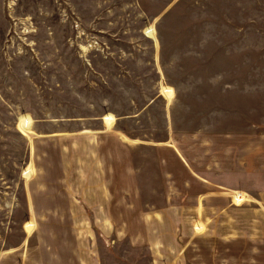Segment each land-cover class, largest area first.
Here are the masks:
<instances>
[{
	"label": "rangeland",
	"instance_id": "rangeland-1",
	"mask_svg": "<svg viewBox=\"0 0 264 264\" xmlns=\"http://www.w3.org/2000/svg\"><path fill=\"white\" fill-rule=\"evenodd\" d=\"M257 126L264 0H0V264L31 263L47 246L63 256L76 236L98 264H152L138 238L129 243L140 230L123 205L160 207L169 185L187 216L201 140ZM99 129L131 144L134 170L127 181L125 153L107 141L110 196L100 206L99 182L88 185L98 174L91 142L107 138ZM61 191L93 199L99 209L82 217L109 220L107 229L65 230L54 212L67 201ZM106 230L107 245L97 234ZM191 254L202 263V249Z\"/></svg>",
	"mask_w": 264,
	"mask_h": 264
},
{
	"label": "crops",
	"instance_id": "crops-1",
	"mask_svg": "<svg viewBox=\"0 0 264 264\" xmlns=\"http://www.w3.org/2000/svg\"><path fill=\"white\" fill-rule=\"evenodd\" d=\"M249 128L234 132L229 139L216 140L208 135L201 140V176L193 177L199 187L187 195V198L193 199L192 202H187L188 208L184 210L188 212L187 216L181 217L183 207L172 201L180 197L179 193L169 185H166L164 204L160 207L140 203L135 205L134 200L123 205L122 212L128 215L126 221L132 218L138 225L137 230H140L130 236L129 243H134L138 238V245H144L151 253L152 264H180L183 256L189 264H264V128ZM96 132L106 133L107 138L103 139L100 135L91 142L96 146L94 162L98 166V174L88 185L99 182L97 192L100 193V206L102 203L107 205L110 196L107 171L104 169L106 161L102 151L107 150V141L113 140L114 147L124 151L129 163L131 144L119 140L115 131L99 129ZM167 145L174 146L171 143ZM181 163L186 167V164ZM124 164L123 176L126 175L127 181H130L134 170L131 163ZM31 179L32 176L29 181ZM92 190L88 186L85 192L90 193ZM74 192L82 195L83 189H75ZM124 194L128 195L127 192ZM58 196L61 199L66 197L67 201L65 199L63 205L61 200V211L55 209L54 212L58 211L59 222H63L65 230H69L70 234L82 223H89L91 226L94 222L99 229H107L109 220L102 222L105 225L99 226L97 223L100 221L97 218L92 221L82 217L89 209L93 212L99 209L94 210L96 202L93 199H89L90 205H85L80 203L86 199L76 201L73 197L70 200L69 195L63 191ZM32 208L30 213L33 214L35 209ZM30 221L34 224L32 218ZM97 234L107 245L108 230L104 233L98 231ZM78 238L76 236L73 242L67 240L69 244H76V247L71 250L63 246V256L57 257L59 252L54 247L51 251L50 246H47V256L38 257L34 254L28 264H96L91 245L89 253L83 252ZM65 240L66 238L63 239ZM201 244L202 247H198ZM36 247L39 249L38 244L34 249ZM201 249L203 260L202 263H197L196 256H189L188 252ZM16 250L12 249L9 253ZM34 253L39 252L35 250Z\"/></svg>",
	"mask_w": 264,
	"mask_h": 264
}]
</instances>
